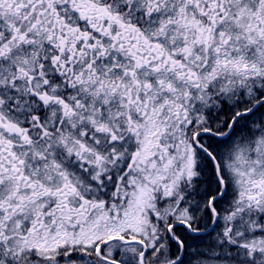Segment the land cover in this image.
I'll list each match as a JSON object with an SVG mask.
<instances>
[{"label":"snow or ice","instance_id":"snow-or-ice-1","mask_svg":"<svg viewBox=\"0 0 264 264\" xmlns=\"http://www.w3.org/2000/svg\"><path fill=\"white\" fill-rule=\"evenodd\" d=\"M0 264H264V0H0Z\"/></svg>","mask_w":264,"mask_h":264}]
</instances>
